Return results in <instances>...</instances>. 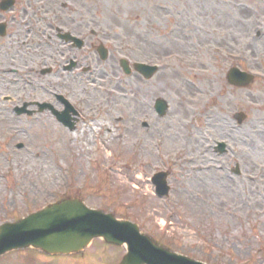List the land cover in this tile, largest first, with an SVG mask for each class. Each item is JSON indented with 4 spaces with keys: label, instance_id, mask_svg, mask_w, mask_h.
I'll use <instances>...</instances> for the list:
<instances>
[{
    "label": "rangeland",
    "instance_id": "rangeland-1",
    "mask_svg": "<svg viewBox=\"0 0 264 264\" xmlns=\"http://www.w3.org/2000/svg\"><path fill=\"white\" fill-rule=\"evenodd\" d=\"M18 6L0 11V227L79 196L196 261L264 264V0H20L25 16ZM68 31L85 48L66 43ZM124 59L161 71L127 77ZM12 66L17 74H1ZM232 68L258 76L232 86ZM67 92L80 112L74 132L51 114L13 113L23 98L62 110L55 97ZM222 141L229 151L215 150ZM158 172L170 174L165 198ZM104 242L67 257L10 252L0 264H119L126 248Z\"/></svg>",
    "mask_w": 264,
    "mask_h": 264
},
{
    "label": "water",
    "instance_id": "water-1",
    "mask_svg": "<svg viewBox=\"0 0 264 264\" xmlns=\"http://www.w3.org/2000/svg\"><path fill=\"white\" fill-rule=\"evenodd\" d=\"M4 31V28H0ZM151 75H148L150 77ZM230 84L245 87L251 78L231 71ZM162 112L166 105L159 102ZM163 114V113H162ZM241 124L246 116L236 115ZM160 183V179L157 181ZM161 184V187H164ZM167 192V189H165ZM164 190L160 195H166ZM95 238L127 246L128 254L121 264H202L176 255L142 235L128 221L116 220L111 214L89 209L79 199L64 200L0 228V256L8 251L36 248L48 255H70L82 252Z\"/></svg>",
    "mask_w": 264,
    "mask_h": 264
},
{
    "label": "flooded vegetation",
    "instance_id": "flooded-vegetation-1",
    "mask_svg": "<svg viewBox=\"0 0 264 264\" xmlns=\"http://www.w3.org/2000/svg\"><path fill=\"white\" fill-rule=\"evenodd\" d=\"M30 31H27V33H29ZM46 32V31H45ZM44 32V33H45ZM8 35H9V31H7V36L6 37H8ZM5 38V37H4ZM44 58H45V56H44ZM3 60H9V61H12L13 60V58H10V56L8 55V57L7 58H5V59H3ZM14 60H15V58H14ZM26 61H28V59H25ZM77 63V62H76ZM79 64L77 63V66H78ZM13 67V66H12ZM26 67L28 68V66L26 65ZM14 69H11V70H7V68L6 67H2V69H1V74L2 75H6V74H8V75H12V74H17L18 73V69H17V67H13ZM44 72V71H43ZM47 72H49V69H47ZM47 74H49V73H47ZM44 75V74H43ZM0 78H2V77H0ZM3 79V78H2ZM27 83H26V85L27 86H25V88H27L28 87V80H25ZM60 87V86H59ZM47 95V90H44L43 92H42V94L40 95V97H43V96H46ZM30 97V96H29ZM19 98V96H16V98L15 97H13V96H11V95H4L3 97H2V101L4 102V103H8V104H13V103H15L16 102V100H19L18 99ZM22 100V103H21V105H15L13 108H12V110H13V113H15V111L17 110V108H22L23 106H25L26 104H30V106H29V109L32 111V112H36V109H38V106L35 104L36 102H41V103H45L46 101H43V100H40V99H38V100H36V101H25V99L23 98V99H21ZM62 107L64 108V104H60V108L62 109ZM63 110V109H62ZM46 114H49L48 112H45ZM45 113L44 114H35L34 116H41V115H45ZM16 114V113H15ZM16 117H22V116H17V115H15ZM24 116H26V117H33V116H28V115H24ZM71 116H72V118L73 119H75L76 120V118H75V116L76 115H73V114H71ZM78 120H79V117H78V119H77V121L76 122H78Z\"/></svg>",
    "mask_w": 264,
    "mask_h": 264
}]
</instances>
